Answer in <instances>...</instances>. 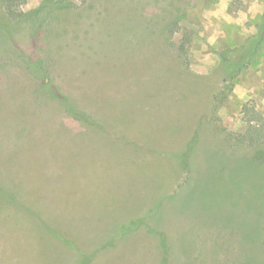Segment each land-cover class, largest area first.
<instances>
[{
	"label": "rangeland",
	"instance_id": "rangeland-1",
	"mask_svg": "<svg viewBox=\"0 0 264 264\" xmlns=\"http://www.w3.org/2000/svg\"><path fill=\"white\" fill-rule=\"evenodd\" d=\"M0 20V264H264V0Z\"/></svg>",
	"mask_w": 264,
	"mask_h": 264
},
{
	"label": "trees",
	"instance_id": "trees-1",
	"mask_svg": "<svg viewBox=\"0 0 264 264\" xmlns=\"http://www.w3.org/2000/svg\"><path fill=\"white\" fill-rule=\"evenodd\" d=\"M10 2L8 4V14H9L10 17H14L15 16V11L13 10V5L10 4ZM0 31L2 33H5L6 35L8 34L10 36L12 34V27H11V25L9 23L0 20ZM29 63L31 65V62L30 61H29ZM32 66L35 67L36 64L35 63H32ZM234 66L235 65L231 66V68H234ZM258 172H259V180H258L257 186L255 187V190L254 191L257 194V197H256V200H257L256 201V208H258V210L260 211V213H262L264 211V170L263 169H260V170H258ZM242 187H243V185H242ZM222 188H224L226 190L227 189L226 184H223ZM258 225H259V223L257 224V226Z\"/></svg>",
	"mask_w": 264,
	"mask_h": 264
}]
</instances>
